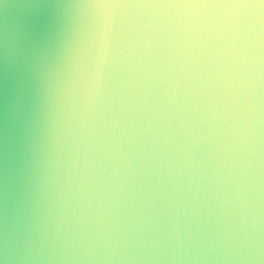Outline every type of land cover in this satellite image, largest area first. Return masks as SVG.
Wrapping results in <instances>:
<instances>
[{"label":"water","instance_id":"1","mask_svg":"<svg viewBox=\"0 0 264 264\" xmlns=\"http://www.w3.org/2000/svg\"><path fill=\"white\" fill-rule=\"evenodd\" d=\"M264 222V0H0V264H164Z\"/></svg>","mask_w":264,"mask_h":264}]
</instances>
